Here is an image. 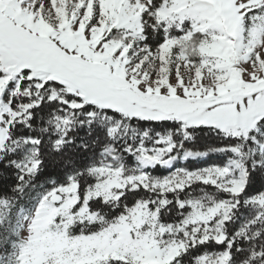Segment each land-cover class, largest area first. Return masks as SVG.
Listing matches in <instances>:
<instances>
[{"label":"snow or ice","instance_id":"obj_1","mask_svg":"<svg viewBox=\"0 0 264 264\" xmlns=\"http://www.w3.org/2000/svg\"><path fill=\"white\" fill-rule=\"evenodd\" d=\"M0 264H264V0H0Z\"/></svg>","mask_w":264,"mask_h":264},{"label":"trees","instance_id":"obj_2","mask_svg":"<svg viewBox=\"0 0 264 264\" xmlns=\"http://www.w3.org/2000/svg\"><path fill=\"white\" fill-rule=\"evenodd\" d=\"M205 141L204 140H200L197 142V144L195 145V147H202L204 145Z\"/></svg>","mask_w":264,"mask_h":264}]
</instances>
